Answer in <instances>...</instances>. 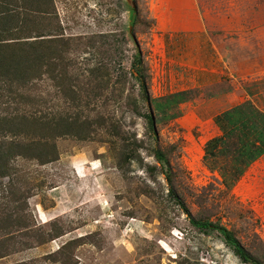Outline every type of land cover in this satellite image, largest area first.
I'll use <instances>...</instances> for the list:
<instances>
[{
  "label": "rangeland",
  "instance_id": "1",
  "mask_svg": "<svg viewBox=\"0 0 264 264\" xmlns=\"http://www.w3.org/2000/svg\"><path fill=\"white\" fill-rule=\"evenodd\" d=\"M233 1L0 0V34L6 29L3 36H18L23 28L33 39L59 34L81 37L80 43L94 36L93 54L83 44L71 52L81 70L108 60L120 72H132L140 50L152 97L151 86L170 79L171 62L185 63V48L191 44L182 38L186 31H180L189 24L173 21L175 16L184 21L203 16L217 29L219 12ZM5 8L8 19L2 14ZM4 79L0 75V118H6V126H0V143L14 139L3 135L15 127L13 119L18 114L25 123L18 131L37 121L33 100L43 97L44 110L39 109L50 113L49 118L76 110L83 120L93 121L97 111L115 116L138 147H132L130 160L122 161V142L117 140L111 148V137L99 131L106 142L99 137L55 139L58 159L53 162L13 159L11 177H0V210L12 212L23 205L18 211L35 226L36 236L18 237L21 243H15L16 251L2 257L0 264H62L56 253L72 239H77L74 245L78 246L72 249L75 264H254L242 262L221 232L194 225L191 215L232 230L252 257L264 264V229L250 203L236 199L210 175H192L188 135L176 123L152 120V103L144 100L143 116H137L120 108L122 104L112 100L117 92L112 94L109 88L96 107L92 108V102L72 109L57 94L50 76L24 87ZM128 79L132 81L131 76ZM26 137L22 134L19 141ZM172 186L185 208L169 192ZM56 228L64 234L50 239L48 234L53 235Z\"/></svg>",
  "mask_w": 264,
  "mask_h": 264
},
{
  "label": "crops",
  "instance_id": "2",
  "mask_svg": "<svg viewBox=\"0 0 264 264\" xmlns=\"http://www.w3.org/2000/svg\"><path fill=\"white\" fill-rule=\"evenodd\" d=\"M256 1L227 3L217 29L203 16H175L189 24L180 36L191 44L170 79L151 86V103L156 120L188 135L192 175L250 203L264 229V2Z\"/></svg>",
  "mask_w": 264,
  "mask_h": 264
},
{
  "label": "trees",
  "instance_id": "3",
  "mask_svg": "<svg viewBox=\"0 0 264 264\" xmlns=\"http://www.w3.org/2000/svg\"><path fill=\"white\" fill-rule=\"evenodd\" d=\"M9 11H12V9ZM7 13V8L3 9L2 14H4V18L8 19L10 16L5 15ZM3 28L5 29V26ZM5 31L6 29L0 34V75L5 78L4 80H11L13 84L24 87L42 76H50L56 86L57 94L62 96L65 101L67 100V106L72 109H80L83 104L90 106L92 102V108L96 107L97 100L104 97L109 88L112 94L114 90L117 92L112 100L124 106L120 105V108H128V111L134 112V114L136 113L140 117L144 113L142 104L144 100L149 105L152 102L146 68L143 65L140 50H138L136 62L132 65V72H125L123 69L120 72L117 70V67H112V63L108 60L107 62L102 60L97 64L94 63L91 68L87 67L81 70L77 67V60L72 57L71 52L74 51V47L76 46H79L78 49L84 46L85 51L86 49H92L93 54L95 46L93 43L94 36L89 37L87 42L80 43L83 38L78 36L67 38L59 34L53 37L40 35L36 36V39H33L34 37L27 35L23 28L18 29V36H12V34L3 36ZM100 37L105 38L106 36ZM81 44L83 45L81 46ZM103 53L105 54L106 51H103ZM119 64V66L123 65L120 62ZM73 68L77 69V73L71 72ZM115 72H120V74L118 73L115 76ZM128 76L132 77V81L128 79ZM111 87L113 88L111 89ZM137 88H139L138 95ZM124 94L126 95L124 96ZM24 101L27 102V100ZM44 102L43 97L33 100V106L38 109L34 113L39 114V117L34 115L37 121H32L29 125L27 124L26 130L18 131L22 128L21 125L25 126L24 119L21 120L19 117L20 114L13 119L16 122L14 124L15 127L6 129L3 137L8 138L9 136H13L14 139L0 143V177H11L13 174L11 161L17 157H31L42 164L57 160L58 153L54 145V140L57 138L75 137L78 140H87L99 137L101 141L106 142L98 134L99 131L102 135L111 137L109 142L111 148L117 140L122 142V146L119 147L123 156L122 161L130 160L133 157L134 150L132 147L137 148V142L134 138L131 140L130 132L121 125L115 116L97 111V115L94 116L93 121L88 119L83 120L80 116L81 113L76 110L73 113H63L49 118L48 114L50 113L39 109L42 108L44 110L41 107ZM5 119V117L0 118V126H6L4 124ZM151 119L156 120L154 111L152 112ZM26 120L28 121V118ZM93 126H95V129ZM22 134L23 136H28L26 137V141H19V137ZM135 155L137 156L136 153ZM119 163L122 164V162H118V165ZM171 189L169 192L176 194L174 195L175 199L179 200V204L185 208L184 200L178 196L176 189L173 186ZM22 208L23 205L22 207H17L12 212L11 210H0V214H2L0 215V259L16 251L15 243H21L17 239L18 237L30 238L36 236L35 231H33L36 229L33 228L35 226H31L25 220L26 216L24 213L18 211V209ZM188 214L191 215L190 213ZM190 217H192L190 220L194 225H208L209 228L221 232L242 262L259 264L257 259L252 257L236 238L232 230H228L220 223L208 222V220L201 218L195 220L192 215ZM53 227L55 226H52L51 232L54 230ZM63 234L62 231L59 233L56 228L53 234L55 236L48 234V237L54 239ZM76 240L72 239L68 241L57 251L56 254L59 256L57 259L62 264H75L73 260L74 251L72 249H75L77 246V243L74 245ZM40 241L44 243L42 239Z\"/></svg>",
  "mask_w": 264,
  "mask_h": 264
},
{
  "label": "bare ground",
  "instance_id": "4",
  "mask_svg": "<svg viewBox=\"0 0 264 264\" xmlns=\"http://www.w3.org/2000/svg\"><path fill=\"white\" fill-rule=\"evenodd\" d=\"M57 198V197H56Z\"/></svg>",
  "mask_w": 264,
  "mask_h": 264
}]
</instances>
